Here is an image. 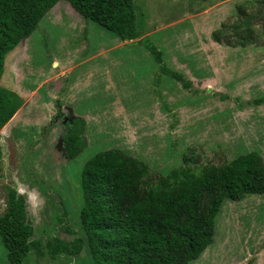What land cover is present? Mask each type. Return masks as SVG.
Segmentation results:
<instances>
[{
  "label": "rangeland",
  "instance_id": "1",
  "mask_svg": "<svg viewBox=\"0 0 264 264\" xmlns=\"http://www.w3.org/2000/svg\"><path fill=\"white\" fill-rule=\"evenodd\" d=\"M244 1L134 0L141 36L130 42L57 3L5 59L0 86L21 93L23 103L0 130V215L14 189L25 198L35 239L70 241L64 228L77 232L83 205L80 170L102 150L148 165L141 193L183 157L200 171L252 151L264 160V106L254 104L264 96V17L246 48L211 36ZM145 37L190 90L161 72L140 44ZM75 118L86 122L84 150L70 161L62 138ZM211 230L212 244L188 264H264V195L226 202ZM0 264H7L1 241ZM23 264L92 262L83 252L30 254Z\"/></svg>",
  "mask_w": 264,
  "mask_h": 264
},
{
  "label": "trees",
  "instance_id": "2",
  "mask_svg": "<svg viewBox=\"0 0 264 264\" xmlns=\"http://www.w3.org/2000/svg\"><path fill=\"white\" fill-rule=\"evenodd\" d=\"M59 2H66L84 20L91 21L122 42L140 38L134 0H0V80L6 56L25 41ZM264 2L244 1L236 17L212 33L215 43L231 48L255 44V25L264 17ZM147 37L141 40L161 72L190 90L183 74L164 65L162 52ZM23 99L0 86V130L19 110ZM264 106V96L254 100ZM86 122L75 118L62 138L70 161L84 150ZM149 167L119 149L102 150L82 166L79 187L83 205L78 230L70 241L55 238L45 244L35 239L26 201L8 189L6 208L0 215V241L7 264H23L28 255L79 256L92 264H188L212 244V227L226 202L264 195V160L257 151L238 155L228 164L200 171L182 159L180 167L147 187L139 185ZM210 199L206 205L205 200Z\"/></svg>",
  "mask_w": 264,
  "mask_h": 264
},
{
  "label": "crops",
  "instance_id": "3",
  "mask_svg": "<svg viewBox=\"0 0 264 264\" xmlns=\"http://www.w3.org/2000/svg\"><path fill=\"white\" fill-rule=\"evenodd\" d=\"M17 94H19V95H20V97H21V98H23L21 93L17 92Z\"/></svg>",
  "mask_w": 264,
  "mask_h": 264
}]
</instances>
